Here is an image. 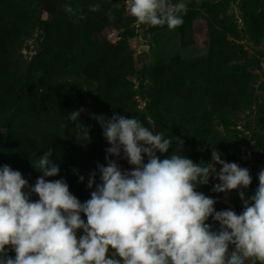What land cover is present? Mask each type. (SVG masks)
I'll return each mask as SVG.
<instances>
[{"label":"rangeland","instance_id":"374dc122","mask_svg":"<svg viewBox=\"0 0 264 264\" xmlns=\"http://www.w3.org/2000/svg\"><path fill=\"white\" fill-rule=\"evenodd\" d=\"M25 1L27 5L11 7L17 15L25 8L24 18L34 28L31 37L22 44L23 57L33 62L32 67L44 75L53 73L56 62L61 65L76 62L77 73L65 81L83 90L86 103L80 118L100 139L104 137L103 130L93 118L100 114L106 118L114 113L127 118L135 117L145 127L147 123L154 134L160 133L153 104L159 92L166 90L173 93L176 99L174 106L162 111L164 116L159 118L165 123L162 133L172 141L167 153H157L161 158L180 154L194 163L211 161V151L201 141L202 130L196 128L198 118L204 114L207 119L228 125L225 128L217 126L230 143L227 148L218 151L221 159L247 169L252 162V152L264 160V0H185L187 11L183 15V24L171 31L167 25L151 27L136 23L127 11L126 0ZM171 2L176 3L177 0ZM221 2L227 6L225 28L217 27L214 20L215 16H220ZM93 4L100 5L99 11H89V6ZM114 4H120V8H114ZM65 5L73 8L80 5L89 20L101 15L104 6L111 7L114 14L125 15L130 21L126 26H110L100 32L89 25L86 18L65 25L60 19L65 13ZM80 23L89 26L78 28ZM9 33V26L0 28V44ZM182 34L191 40L188 47L180 46ZM90 37H94L93 44L89 43ZM48 47L50 51H44ZM41 52L50 57H40ZM191 59H198L200 63L189 76L170 74L166 70L173 62ZM204 65L209 67L206 80L203 78ZM248 74L252 75L249 77ZM17 78L12 69L0 67V123L5 122L7 129L12 127L13 134L19 137L12 136L9 140L16 139L10 143L15 163V167L11 168L20 171L16 160L21 155L33 158L38 151L39 138L47 137L42 133L43 129L50 126L55 132L63 128L70 106L67 107L65 92L50 97L40 91L36 94L34 105L29 106V94L25 90L14 89ZM249 80L254 82L251 107L243 111L239 110V106L229 109V113L232 116L234 113L237 118L227 119L220 115L217 104L229 99ZM13 105H26L28 114L20 117L14 107H10ZM191 110L197 111L196 115L190 117ZM26 124L31 125V130L18 134L17 129L25 128ZM3 135H6V128H0V136ZM242 152L246 153L243 157ZM110 158L118 163V157ZM5 164L8 165L0 158V166ZM85 166V163L81 164L75 175H64L69 191L77 198L86 189L83 186L85 181L78 179L81 175L85 179ZM215 166L219 170L220 165ZM62 176L61 173L59 178ZM213 181L218 182L210 177L209 183L199 186L197 191L215 199L217 205L242 212L239 190L212 192ZM257 186L258 176L255 175L250 186L244 190L245 197L252 195ZM211 224L215 228L219 226ZM8 255L14 257L15 253L9 249Z\"/></svg>","mask_w":264,"mask_h":264},{"label":"clouds","instance_id":"9594fccd","mask_svg":"<svg viewBox=\"0 0 264 264\" xmlns=\"http://www.w3.org/2000/svg\"><path fill=\"white\" fill-rule=\"evenodd\" d=\"M126 7L136 23L167 25L170 31L183 24L187 11L185 0H126ZM99 8L93 4L89 11ZM64 11L75 17L73 23L86 18L71 5ZM107 17L114 19L111 9ZM83 111L67 119L77 122L87 141L89 130L78 122ZM93 118L109 147L106 165L97 164L100 183L96 171L89 175L87 187L95 188L87 201L74 196L63 178L45 179L59 173L51 148L34 166L42 173L34 185L20 171L0 166V264H264V169L246 198L249 169L221 159L214 147L209 162L194 163L180 154L161 158L157 153H167L172 144L162 132L154 134L135 117ZM110 157L132 167L122 170ZM210 177L218 181L212 192L239 190L240 214L215 210L216 200L196 190ZM32 194L38 199L31 200Z\"/></svg>","mask_w":264,"mask_h":264},{"label":"trees","instance_id":"16d2710c","mask_svg":"<svg viewBox=\"0 0 264 264\" xmlns=\"http://www.w3.org/2000/svg\"><path fill=\"white\" fill-rule=\"evenodd\" d=\"M27 5L28 2L25 0H0V28L9 26L11 33L4 39V41L0 44V67H7L12 69L16 75L18 76L17 80L14 82V89L15 91L25 90L28 95V105H34L33 101L36 99L37 92H44L48 94V96H52L55 93H66L67 94V107L70 106V111L67 114V117L73 111H78L81 108L85 107V96L83 90L73 84H70L68 81H65L68 77L74 76L77 73V68L75 66L76 62L71 64H59L56 62V67L52 74L44 75L42 73H38L32 67L33 62H28L21 53L22 44L25 40L31 37L34 28L30 25L24 17L26 16L25 8L20 10L19 15L11 8L15 5ZM81 8V6H77L74 9ZM111 9L114 19L109 20L107 17L108 10ZM220 9V16H215L214 20L216 26L219 28H225L227 25L228 16L226 14L227 6L224 2L219 4ZM102 18H105L104 21L100 22ZM61 22L66 24L73 23V19L75 17L70 16L67 12H65L61 16ZM91 20V21H90ZM89 20L87 17L85 21L91 25L97 32H100L103 29H106L110 26H126L129 24L130 18L127 16H118L114 14L113 8L111 7H103V11L101 15L98 17H93ZM88 24H78L79 27H86L89 26ZM90 44L94 43V37H90ZM191 44V40H188L184 34L181 35L180 39V46L185 48ZM44 51H50L48 47L44 49ZM40 57L48 59L50 56L41 52ZM129 65H130V58H129ZM200 63L198 59H191L186 60L183 62H173L166 67V70L170 74H187L188 76L192 74L193 68ZM117 68H120L118 66ZM203 78L204 80L207 79L209 74V67L204 65L203 71ZM252 74H248L250 77ZM190 79V78H189ZM192 80V78L190 79ZM254 82L249 80V82L245 83V86H241L236 93L232 94L229 99L226 101L223 100L219 104H217V108L221 111L219 112L220 115L226 117L227 119L237 118V115L232 113V116L229 112V109L232 107L237 108L240 107L239 110L243 111V109L248 110L252 104L253 99V84ZM175 95L169 91H162L159 92L158 99L154 100V107L156 110L155 118L159 127V132H162L163 127H165V123L159 118L164 116L162 111L172 108L175 103ZM153 102V100H151ZM170 104L171 106H168ZM10 107H14V111L20 116L25 117L29 110L25 105H13ZM167 108V109H166ZM9 109V107H8ZM5 111V108H4ZM197 111L191 110L189 116L192 117L196 115ZM83 112L80 113L78 118V122L83 124L85 128L89 130L88 134L90 139L85 140L83 138V129L76 128L77 122H72L66 118L67 123L61 129H57L55 132L51 129L50 126H47L43 129L42 133L45 134L47 137L42 136L39 138V145L38 151L35 153L33 158L29 156H20L16 163L19 165V170L21 171L23 177L28 180L30 185H34L37 177H39L42 173L34 168L36 162L38 161L39 157L43 155L44 151H47L49 148L52 149V156L50 157L55 163L59 165V173L57 176L54 177H46V180H56L60 179L61 173L63 176L61 178L64 179L65 174L75 175L78 173L80 165L85 163V183L83 184L86 187L83 190V195L80 196L78 199L81 202H85L90 197L91 191L94 190L95 185L93 188L87 187V181L89 178L90 173L96 171V183H100L99 180V172L97 170V164H104L105 162V155H106V148L109 147L106 139L102 137L101 139L97 136L96 132L92 130L85 122L82 121L80 118ZM223 117V118H224ZM223 118H220L222 121ZM21 119V118H20ZM23 121L25 119H22ZM95 120V119H94ZM27 126L19 127L17 129V133L23 135L31 130V125L26 124ZM217 126L227 127V123L219 122V121H212L211 119H207L204 114H202L196 123V128L198 130H202L203 137L202 140L204 145L211 151L214 147L217 151L221 149H225L230 145L228 143L226 137L224 136L223 132H221ZM146 127L148 128V124L146 123ZM0 128H6V135L0 136V158L10 167H15V163H13V152L10 151V143L16 141V139L9 138L17 137L13 134V128H8L5 122L0 123ZM8 133V134H7ZM19 139V137H17ZM45 141V143H44ZM95 147V149H94ZM246 153L242 152L241 156H245ZM33 165V166H32ZM118 165L121 169H130L132 166L127 163L126 159H118ZM261 169H264V160L261 159L255 152H252V162H250L249 171L252 179L255 175L258 176V173ZM65 180V179H64ZM214 182V181H213ZM215 183V182H214ZM198 189V188H197ZM196 189V190H197ZM85 194V195H84ZM31 200H36L38 197L35 194L30 196ZM215 210H226L231 209L235 211L237 214H240V211H236L228 206H220L215 204ZM82 219L86 220V217L81 214ZM209 224L217 223L212 221L211 218L207 221ZM219 227V226H218ZM80 233H78L79 235Z\"/></svg>","mask_w":264,"mask_h":264}]
</instances>
